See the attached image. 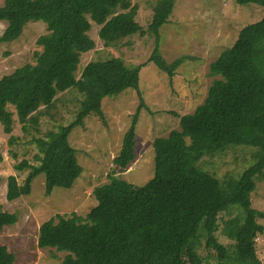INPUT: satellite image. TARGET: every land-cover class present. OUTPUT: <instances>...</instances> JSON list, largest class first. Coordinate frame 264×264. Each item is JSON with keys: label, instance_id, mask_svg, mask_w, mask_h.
Instances as JSON below:
<instances>
[{"label": "trees", "instance_id": "1", "mask_svg": "<svg viewBox=\"0 0 264 264\" xmlns=\"http://www.w3.org/2000/svg\"><path fill=\"white\" fill-rule=\"evenodd\" d=\"M254 3L264 12V0ZM175 0H157L147 28L137 20L138 5L131 0H4L0 20L8 22L0 42L18 39L26 24L42 20L48 32L37 39L35 61L0 76V127L10 134L14 112L22 129L39 122L43 106L52 107L59 93L76 88L83 94L75 119L34 137V159L15 164L30 168L25 182L8 177L7 199L31 192L33 178L46 174V194L55 187L70 188L82 174L77 149L69 135L89 114L105 121L103 100L134 88L141 103L132 114L120 152L113 158L110 180L94 189L97 199L87 216L65 215L46 221L39 229L38 246L64 252L62 264H203L216 256L218 264H264L256 239L264 233L258 218L264 213L252 206L257 179L264 175V14L243 26L236 41L210 64L213 80L204 102L193 113L180 116L179 128L155 137L154 176L143 185L118 173L129 169L137 156L136 128L142 107L140 65L130 66L120 57L93 60L77 75L81 55L95 47L89 32L91 18L100 25L99 36L107 45L134 34L152 33L159 43L160 28L169 21ZM38 113V114H37ZM15 136L9 142L13 143ZM234 146L254 148L255 162L239 177L220 179L201 167L205 156ZM4 157L0 151V161ZM2 177L0 175V182ZM238 212L228 218L222 213ZM233 242L225 245L216 232ZM17 222L15 213L0 205V231ZM205 240L209 256L199 252ZM15 254L0 244V264H13Z\"/></svg>", "mask_w": 264, "mask_h": 264}, {"label": "rangeland", "instance_id": "2", "mask_svg": "<svg viewBox=\"0 0 264 264\" xmlns=\"http://www.w3.org/2000/svg\"><path fill=\"white\" fill-rule=\"evenodd\" d=\"M4 0H0V4ZM138 5L136 20L147 28L153 18V7L157 0H131ZM263 9L254 4H239L235 0H175L169 21L161 26L159 43L152 33L134 34L107 45L99 36L100 25L89 20V32L95 47L81 55L77 75L93 60L120 57L127 65H140V91L146 106L142 107L136 128L137 156L129 169L118 173L123 179L136 185L148 182L155 173V152L152 142L155 137L167 136L171 130L179 128L180 116L193 113L204 102L214 76L210 64L237 39L240 29L263 16ZM8 22L0 20V34ZM48 32L42 20L29 21L21 36L8 42H0V76L17 67L35 61V52L41 49L37 44L40 35ZM83 94L70 88L58 94L52 107L41 108L37 113L39 122L28 124L22 129L14 112L12 133L0 127V151L4 157L0 161V205L3 210L15 213L17 222L5 226L0 231V244H4L15 254L13 264H62L64 252L55 248L38 246L39 229L46 221H57L65 215H78L84 219L97 205L94 195L96 186L110 180L114 167L113 158L120 152L126 131L130 127L132 114L141 103L140 95L134 88L107 96L103 100L105 121L96 114H89L84 124L73 128L69 135L71 144L77 149V156L83 167L82 174L70 188L55 187L46 194V174L38 173L32 180L31 192L14 200L7 199L8 177L16 175L20 184L30 172V168L19 171L15 164L34 159L38 152L34 137L45 135L47 131L60 125H67L75 119L81 106ZM15 136L13 143L10 137ZM254 148L234 146L213 156H205L199 162L201 167L214 173L220 179L239 177L255 162ZM252 206L264 213V175L257 179L252 192ZM238 212L222 213L228 218ZM264 226V218L259 217ZM216 235L220 242H233L224 233L222 219ZM200 254L209 256L205 240H201ZM258 256L264 260V233L256 239ZM203 264H218L216 256L206 259Z\"/></svg>", "mask_w": 264, "mask_h": 264}]
</instances>
